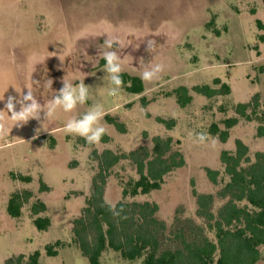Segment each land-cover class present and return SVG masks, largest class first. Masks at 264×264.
Segmentation results:
<instances>
[{
    "label": "rangeland",
    "instance_id": "1",
    "mask_svg": "<svg viewBox=\"0 0 264 264\" xmlns=\"http://www.w3.org/2000/svg\"><path fill=\"white\" fill-rule=\"evenodd\" d=\"M97 31L122 38L123 73L139 77L141 58L147 63L155 57L165 66L160 79L143 82L141 95L129 93L124 84L118 95H109L113 86L98 56L106 37L97 39L90 34ZM148 32L158 35L143 38ZM261 35L264 0H0V96H18L16 91L21 90L26 94V87L31 86L43 104L62 87L63 79L74 86L84 80L89 86L88 101L74 112L58 110L45 122L42 112L40 121L30 119L21 127L13 126L10 135L0 139V264L21 255L28 258L36 251L41 253L39 264H90L74 242L73 228L76 220L84 218L92 198L103 152L128 155L142 147L152 151L154 138H172L171 154L179 153L184 165L165 177L160 190L125 197L124 189L139 174L131 159H121L106 173V203L113 208L121 204L126 213L138 212L134 204H156L158 224L152 228L161 250L181 248L177 238L181 235L189 241L214 240L198 197H213L207 211L215 216L230 200V196H222L229 181L222 152L234 153L240 140L249 148L252 162L257 153L264 154V138L257 136V116L264 114ZM147 39L156 40L153 54L146 51ZM32 79L40 85H32ZM216 79L230 86L231 94L207 98L192 91L203 85L220 90ZM180 87L188 88L193 98L185 108L174 95ZM256 95L259 107L251 109L255 114L249 121L237 113L236 106L253 102ZM93 104L102 105L106 112L107 134L90 145L82 137L65 133L63 127ZM3 108L0 102V110ZM232 118L239 122L226 143L211 135L214 124L224 130V121ZM158 119L174 122V126L168 128ZM42 122L43 130L37 134ZM8 125L11 128V120ZM199 133L207 134L208 142L198 143ZM208 170L218 172L216 184ZM25 191L32 197L23 205L22 216L14 219L7 213L8 201L13 193ZM37 200L47 206L39 215L51 220L47 231L34 225L38 216L33 215L32 207ZM58 241L65 245L56 248L57 256L49 257L46 247ZM261 253L258 264H264V248ZM101 263L142 261H127L108 249Z\"/></svg>",
    "mask_w": 264,
    "mask_h": 264
},
{
    "label": "trees",
    "instance_id": "2",
    "mask_svg": "<svg viewBox=\"0 0 264 264\" xmlns=\"http://www.w3.org/2000/svg\"><path fill=\"white\" fill-rule=\"evenodd\" d=\"M257 25L260 30H263L261 21H257ZM263 38L264 36L261 35L260 39L263 40ZM104 63L103 60V65ZM122 79L129 93L134 95L144 93V83L138 76L123 73ZM214 83L221 85V89L216 90L209 85H203L195 86L192 91L207 98L231 94L230 86L221 84L220 79H216ZM174 95L182 108L189 105L193 99L190 90L186 87L178 88L174 91ZM258 98L259 96L256 95L253 102L237 105V113L252 121L255 112L251 109H258ZM257 117L260 122L257 136L264 138V114ZM107 120L115 124L114 120L110 118ZM158 122L166 124L168 128L174 126V122H166L162 119H158ZM238 122V118L225 120L224 130L214 124L210 133L213 136H219L220 141L226 143L230 130ZM153 143L152 151L142 147L128 155H115L110 150L103 152L102 171L94 182L92 198L87 202L84 218L76 220L73 228L74 242L89 263L102 264L101 258L108 249L119 253L127 261L141 260L142 264H258L261 262L263 259L261 249L264 247V154L257 153L255 162H252L249 157V148L240 140L236 141L234 153L223 151L221 154L225 173L229 177L222 196H230V200L215 216L207 211L213 197H198L199 205L204 209L202 215L207 217L210 222L209 230L214 232V240L204 238L189 241L181 235L177 236L181 241V248L161 250L159 236L152 228L153 225L158 224L154 217L158 210L156 204L152 206L149 203L134 204L138 212L126 213L121 204L113 208L106 203L104 199L106 173L121 159H131L137 166L139 174V179L130 182L124 189L125 197L148 195L160 190L165 177L184 165L179 153L171 154L172 138L166 140L154 138ZM207 173L210 180L216 184L218 172L208 170ZM21 179L24 182L31 181L27 177H21ZM42 189L46 190L44 186ZM31 197L32 194L28 191L13 193L8 201V215L14 219L20 218L23 205ZM46 211L47 206L41 200L33 204L32 213L38 216L34 220V225L39 231H47L51 226V220L48 217L39 216ZM64 245L63 242L58 241L47 246V255L57 256L56 248ZM40 257L41 253L36 251L28 258L24 255L16 259L12 258L7 261V264H39Z\"/></svg>",
    "mask_w": 264,
    "mask_h": 264
},
{
    "label": "clouds",
    "instance_id": "3",
    "mask_svg": "<svg viewBox=\"0 0 264 264\" xmlns=\"http://www.w3.org/2000/svg\"><path fill=\"white\" fill-rule=\"evenodd\" d=\"M99 39H103V48H99V57L105 61L104 72L110 78L112 88L109 90V95L116 96L123 85L122 73L125 71L123 58L120 51L124 49L123 40L120 36L105 31H97L90 33ZM158 33L148 32L143 38L155 36ZM156 48L155 39H147L146 51L153 54ZM138 68L139 78L145 84H152L160 79L161 74L165 70V66L161 62H157L155 57L145 63L143 58L140 60ZM80 81L78 86H74L72 82L63 79L62 87L54 92V95L46 103L41 104L33 94L32 87H26L27 93L22 90L16 91L18 96H8L5 98V93L0 96V102L4 103V108L0 110V139L10 135L13 126L21 127L30 119L41 120V113H44V122L53 117L58 110L65 113L74 112L78 106L84 105L89 99V86H86ZM53 81H48V87L52 89ZM32 85L39 86L40 81L32 79ZM16 90V89H15ZM19 105V110H17ZM106 112L100 104H93L87 111L79 117L73 116L64 124L63 131L67 134H75L82 137L86 143L93 145L99 143L107 134V128L104 126V117ZM8 120L12 121L11 128L8 125ZM38 128L37 134L43 130ZM198 143L208 142V136L205 133H199L196 136ZM118 214V213H114Z\"/></svg>",
    "mask_w": 264,
    "mask_h": 264
},
{
    "label": "crops",
    "instance_id": "4",
    "mask_svg": "<svg viewBox=\"0 0 264 264\" xmlns=\"http://www.w3.org/2000/svg\"><path fill=\"white\" fill-rule=\"evenodd\" d=\"M264 248V247H263Z\"/></svg>",
    "mask_w": 264,
    "mask_h": 264
}]
</instances>
